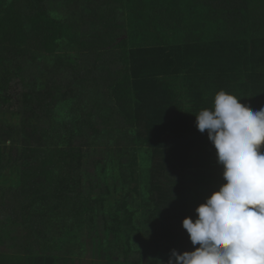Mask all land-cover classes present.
Listing matches in <instances>:
<instances>
[{
    "label": "trees",
    "instance_id": "obj_1",
    "mask_svg": "<svg viewBox=\"0 0 264 264\" xmlns=\"http://www.w3.org/2000/svg\"><path fill=\"white\" fill-rule=\"evenodd\" d=\"M220 90L264 107V0H0V264L194 250Z\"/></svg>",
    "mask_w": 264,
    "mask_h": 264
},
{
    "label": "clouds",
    "instance_id": "obj_2",
    "mask_svg": "<svg viewBox=\"0 0 264 264\" xmlns=\"http://www.w3.org/2000/svg\"><path fill=\"white\" fill-rule=\"evenodd\" d=\"M195 117L226 183L196 207L195 220L182 221L194 250L173 249L167 264H264V107L220 90Z\"/></svg>",
    "mask_w": 264,
    "mask_h": 264
},
{
    "label": "rangeland",
    "instance_id": "obj_3",
    "mask_svg": "<svg viewBox=\"0 0 264 264\" xmlns=\"http://www.w3.org/2000/svg\"><path fill=\"white\" fill-rule=\"evenodd\" d=\"M81 256L83 257L82 261H83L85 264H87V261H88V260H93V261L97 260V257H96V256H91V255H90V257L88 258V253H84V254L81 255Z\"/></svg>",
    "mask_w": 264,
    "mask_h": 264
}]
</instances>
